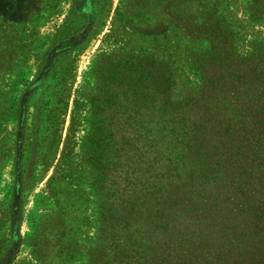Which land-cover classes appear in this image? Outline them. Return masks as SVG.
Instances as JSON below:
<instances>
[{"label": "trees", "instance_id": "trees-1", "mask_svg": "<svg viewBox=\"0 0 264 264\" xmlns=\"http://www.w3.org/2000/svg\"><path fill=\"white\" fill-rule=\"evenodd\" d=\"M188 1L119 4L128 29L155 36L169 11ZM243 4L248 22L264 26V0ZM202 7L199 24L181 33L194 42L184 55L196 80L178 99L167 54L118 48L90 63L94 88L78 150L93 235L82 264H213L230 241L223 229L245 222L248 195L231 197L246 183L243 162H262L264 37H251L239 53L220 3ZM256 182L264 194V174Z\"/></svg>", "mask_w": 264, "mask_h": 264}, {"label": "rangeland", "instance_id": "rangeland-1", "mask_svg": "<svg viewBox=\"0 0 264 264\" xmlns=\"http://www.w3.org/2000/svg\"><path fill=\"white\" fill-rule=\"evenodd\" d=\"M119 1L82 0L70 17L57 15L51 20L50 25L58 27L56 41L59 42L51 81L48 72L49 82L42 87V96L28 94L22 99L24 109L17 137L14 136L16 125L13 121L20 115L6 116L14 126L8 125L7 130L0 131V137L9 133V138L5 137L8 142L2 144L0 151L10 150L12 156L17 155L12 168L22 172L21 182L35 188L36 192L44 191L46 195L43 196L45 201L27 213L26 222L22 220L25 222L23 227L17 226L20 237L24 233V238L21 237L16 247L22 253L32 251L33 247L45 257L38 260L20 254L18 264H82L83 253L91 243L92 212L85 183L87 169L78 145L86 129L88 99L94 88L89 67L97 54L118 48L135 52L152 49L159 55L167 54L175 67L171 94L178 99L181 92L196 80L184 55V48L194 42L181 33L199 24V13L206 3H220L221 12L236 31L239 53H245L251 37H264V26L246 19L243 0H189L186 5L169 11L165 24L158 26L162 33L155 36L138 35L128 29L122 20ZM48 15L43 11L28 23L26 20L12 23L10 33H5L3 28L0 43L42 42L36 38V29L28 25L45 21ZM4 24L0 21V26ZM42 55L45 57L46 54ZM0 57L6 58L5 55ZM3 100L1 98L0 103ZM0 120H3L1 114ZM257 148L262 160L260 164L250 159L243 162L244 156L239 157L245 169L243 179L246 183L240 184L239 190H234L231 197L244 199L248 195L242 208L247 211V217L244 223L223 229V239L230 241L212 254L213 264H244L243 260L246 264H264V194L255 190L257 186L260 188L259 182L254 184L263 178L260 165L264 166V145ZM0 169L7 170L8 166L0 161ZM22 213L25 215L26 211ZM233 230L237 231L233 233ZM234 236L238 237L232 242Z\"/></svg>", "mask_w": 264, "mask_h": 264}, {"label": "crops", "instance_id": "crops-1", "mask_svg": "<svg viewBox=\"0 0 264 264\" xmlns=\"http://www.w3.org/2000/svg\"><path fill=\"white\" fill-rule=\"evenodd\" d=\"M81 1L59 0L55 7L50 6V12L45 21L38 22L34 26L33 23L28 25L30 28L36 29V38H40L42 42H33V44L32 41L0 43V55L6 56V58L0 57L2 64H0V99H4L0 103V114L3 116V120H0V131L7 130L8 125L14 126L15 124L16 133L14 136L17 137L24 109L22 99L27 98L28 94H32L33 97L42 96V87L49 82L47 73L50 72L51 81L53 66L57 64V61L54 60L59 46V42L56 41L58 27L50 25L51 20L57 15L70 17L72 11L76 10V5H79ZM51 2L52 0H0V21L5 23L0 26V33L4 34L3 28H5V33L9 32L12 23H20L23 20L28 23L29 19L38 18L39 8L48 6ZM56 6L59 7L58 10ZM42 53L46 54L45 57ZM11 114L16 117L20 115L18 120L13 121L14 124L11 119H6V116L10 117ZM5 137L9 138V133L0 137V147L7 141ZM9 152L10 150L0 151V161L8 166L7 170L0 169V264H18L17 259L21 258L20 254H24L25 258L28 255L29 258L37 259L34 256L35 253L37 256L45 257V255H39V251L36 252L33 247L32 251L28 250L25 253L16 249L21 237L24 238V233L20 237V230H17V226L23 227L27 213L46 198L43 197L44 191L36 192L35 188H29L24 182H21L22 172L12 168L17 155L12 156ZM23 211H26L25 215L22 213Z\"/></svg>", "mask_w": 264, "mask_h": 264}]
</instances>
